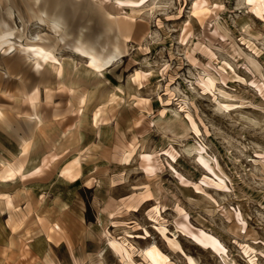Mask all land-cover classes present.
Returning <instances> with one entry per match:
<instances>
[{"label":"rangeland","instance_id":"obj_1","mask_svg":"<svg viewBox=\"0 0 264 264\" xmlns=\"http://www.w3.org/2000/svg\"><path fill=\"white\" fill-rule=\"evenodd\" d=\"M52 1L0 0V264H264V0Z\"/></svg>","mask_w":264,"mask_h":264},{"label":"bare ground","instance_id":"obj_2","mask_svg":"<svg viewBox=\"0 0 264 264\" xmlns=\"http://www.w3.org/2000/svg\"><path fill=\"white\" fill-rule=\"evenodd\" d=\"M104 1V3H107L110 0H102ZM50 5L53 6H60V0H53L52 2H49ZM125 4H136L133 1H122L119 0L118 1V5L119 6H125ZM202 3L198 4L195 6L194 8V13H197L198 11H202ZM50 6V7H51ZM44 15L47 17V20H49L48 22L51 24V29L52 31L55 32H59L60 29V23H59V15H53L52 16H47L45 13ZM45 17H43L42 15L39 18L40 23L46 24L48 23L46 19H44ZM2 26L6 27L7 30L4 31L2 28H0V47L2 49H5V54L9 55L11 54V52L15 49L17 50V46H15V43H12L13 37L15 36V32L13 28H9L8 25L5 22H1ZM1 27V26H0ZM29 49L31 50V53L33 55L34 60H36V64H37V71L39 72L40 69L48 62L53 61L54 64L52 66L53 68V73L56 74L59 78H61L64 74H63V64L61 62H59V60L55 59V57L53 58L51 53L47 52V50L42 47V46H34V47H29ZM29 49H27L26 51H28ZM81 54H84L86 56L89 57L90 60V68L96 72L99 73L101 72L105 67L110 66L113 63V56L110 59H105L103 61H100L99 59H96L95 57L92 56V54L89 51L83 50L80 51ZM138 78L142 77L139 74L137 75ZM29 102L32 104L33 102V98H31V96L29 97ZM83 105V102H82ZM98 116L97 114L95 115V122L97 124L98 121ZM30 142H25L22 146L23 148V153L22 156L24 158H26L28 156V153L30 151ZM133 151H130L129 154H127V156L124 157V161L126 163H130V157L132 156ZM172 156V155H171ZM174 156H172L173 158ZM143 162L145 165V168H153L150 165V156L149 155H145L143 158ZM55 157H52V159H43V164L42 166L35 168L34 170H32L31 172L28 173V175L23 174V171L25 170V165H20L18 168H15L14 170L9 169V171L3 176L2 182H4L5 184H8L10 182H13L14 179H16V176H20L21 179L23 181H28L29 179L32 178H37L40 177L43 172L49 168L50 163L54 162ZM151 173V171H149ZM65 176L69 177L72 181H77L78 179L76 178V176L74 175H69L67 172L64 173ZM150 196H145L143 198V200H147V198H149ZM145 202V201H144ZM155 213H158V209H155ZM193 237L197 240L198 243L202 244L205 247H211V249H213L216 253H220L224 251V247L223 244H221L220 241H218L217 238H215L214 236L206 233L205 231H199L198 233H192ZM112 247H114L117 251V253H123V254H127V252L119 246H116L115 243H111ZM145 259L149 260V262L151 264H167V258L166 256L160 252V250L157 247H153L150 248L149 250H147L146 254H145Z\"/></svg>","mask_w":264,"mask_h":264}]
</instances>
